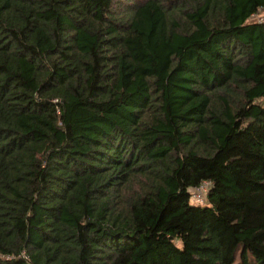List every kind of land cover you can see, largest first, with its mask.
I'll return each instance as SVG.
<instances>
[{"label": "trees", "instance_id": "16d2710c", "mask_svg": "<svg viewBox=\"0 0 264 264\" xmlns=\"http://www.w3.org/2000/svg\"><path fill=\"white\" fill-rule=\"evenodd\" d=\"M263 12L0 0V264H264Z\"/></svg>", "mask_w": 264, "mask_h": 264}, {"label": "built area", "instance_id": "2783aa9c", "mask_svg": "<svg viewBox=\"0 0 264 264\" xmlns=\"http://www.w3.org/2000/svg\"><path fill=\"white\" fill-rule=\"evenodd\" d=\"M209 188V182H203L201 185H199V187H194V189L192 190V199L195 202H203L207 197Z\"/></svg>", "mask_w": 264, "mask_h": 264}, {"label": "rangeland", "instance_id": "374dc122", "mask_svg": "<svg viewBox=\"0 0 264 264\" xmlns=\"http://www.w3.org/2000/svg\"><path fill=\"white\" fill-rule=\"evenodd\" d=\"M262 19H264V12L263 13H260L259 15ZM191 200L194 202V200L191 198Z\"/></svg>", "mask_w": 264, "mask_h": 264}, {"label": "clouds", "instance_id": "9594fccd", "mask_svg": "<svg viewBox=\"0 0 264 264\" xmlns=\"http://www.w3.org/2000/svg\"><path fill=\"white\" fill-rule=\"evenodd\" d=\"M193 190V189H192ZM191 198H192V193H191ZM195 202V201H194ZM206 199L203 202H195V203H205Z\"/></svg>", "mask_w": 264, "mask_h": 264}]
</instances>
